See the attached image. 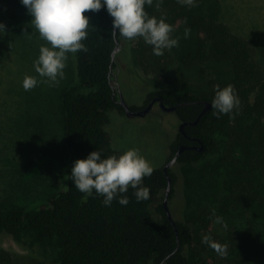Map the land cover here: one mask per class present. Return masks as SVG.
I'll use <instances>...</instances> for the list:
<instances>
[{
  "label": "trees",
  "instance_id": "16d2710c",
  "mask_svg": "<svg viewBox=\"0 0 264 264\" xmlns=\"http://www.w3.org/2000/svg\"><path fill=\"white\" fill-rule=\"evenodd\" d=\"M223 5V0H197L194 7L178 0H162L159 8L155 0L145 5L150 16H163L173 25L172 35L179 38L178 46L171 48L175 59L186 71L197 69L201 78L188 80L183 90H151L142 105H129L131 109H142L159 96L167 106L179 104L172 113L180 121H194L204 107L197 101L211 102L217 85L232 84L240 98V108L231 116L214 115L211 105L196 124L185 125L186 133L197 140L185 139L179 129L170 143L167 161L181 143L204 145L203 150L184 149L175 163L199 164L186 176L183 216L177 217L168 203L174 224L164 206V165L153 166L152 174L143 178L148 199L138 201L131 187L120 194L128 197L126 205L114 198L105 206L101 195L82 193L72 183L75 159L95 149L103 150V156L119 154L109 125L114 113L129 116L119 102L117 58L129 57L134 72L137 63L147 68L151 61L161 70L167 59L166 49L154 55L143 38L132 46L134 39L113 35V18L105 7L86 10L88 35L82 42L87 51L72 53L73 77L60 90L68 147L64 177L46 204L0 206V234L11 235L35 253L26 259L0 247V264H264V52L225 20ZM185 28L191 30L187 37ZM33 102H38L36 95ZM127 132L130 139L133 133ZM168 172L172 201L177 174L172 166ZM218 182L223 190L220 211H235L243 218L214 240L226 245L224 256L203 241L205 236L214 239L210 228L218 215L208 198L211 185Z\"/></svg>",
  "mask_w": 264,
  "mask_h": 264
},
{
  "label": "rangeland",
  "instance_id": "374dc122",
  "mask_svg": "<svg viewBox=\"0 0 264 264\" xmlns=\"http://www.w3.org/2000/svg\"><path fill=\"white\" fill-rule=\"evenodd\" d=\"M223 3L225 20L253 40L258 52L260 49L264 52V0H223ZM31 19L20 0H0V22L5 25L4 33H0V206L3 207L33 208L46 204L60 188L68 162L60 90L73 77V55L67 54L64 77L58 83L40 82L25 90L22 81L26 74L36 76L38 81L46 79L35 72L33 61L40 46L49 44L41 39ZM140 38H134L132 46ZM165 53L167 59L161 70L151 61L147 68L137 63L134 72L129 57L128 60L124 56L117 58V86L129 105H142L151 90L160 87L183 90L188 80L201 78L197 69L193 73L184 70L171 49ZM35 95L38 102H33ZM109 130L119 154L134 147L152 166H159L167 162L171 153L170 143L179 131V119L155 105L144 115L125 117L114 113ZM127 131L133 133L130 139ZM198 165H172L177 181L175 197L168 203L179 218L183 216L186 176L197 171ZM209 193V207L216 208L217 215L222 217V223L215 220L210 228L216 240L231 226L243 222V218L235 211H220L223 190L219 182L211 185ZM0 247L26 259L35 256L7 233L0 234Z\"/></svg>",
  "mask_w": 264,
  "mask_h": 264
},
{
  "label": "clouds",
  "instance_id": "9594fccd",
  "mask_svg": "<svg viewBox=\"0 0 264 264\" xmlns=\"http://www.w3.org/2000/svg\"><path fill=\"white\" fill-rule=\"evenodd\" d=\"M178 2L194 7L197 0ZM20 3L26 7L31 23L41 38L49 42L40 46L39 55L33 61L35 72L46 79L38 81L36 76L26 74L22 81L25 90L40 82L58 83L64 77L67 54L87 51L82 42L88 35L86 10L98 11L105 7L113 18V35L118 33L126 39L140 36L152 46L154 55H163L164 49H171L179 43V38L172 35L173 25L166 22L163 16H150L145 10V5L152 6L153 0H20ZM161 3L162 0H155L157 8ZM4 31L5 25L0 22V33ZM190 31V28H185V37ZM211 104L216 109L214 115L231 116L234 109L239 110L240 98L232 84L222 88L217 85ZM102 151L92 150L85 157L73 161L69 175L74 186L82 193L101 195L105 206H110L114 198L126 205L128 197L120 194L127 192L129 187L135 190L138 201L148 199L149 188L142 185L143 178L154 171L151 162L134 147L118 155L103 156ZM215 220L222 223V217L216 216ZM203 241L220 256L227 254L226 245L210 240L208 236L203 237Z\"/></svg>",
  "mask_w": 264,
  "mask_h": 264
},
{
  "label": "water",
  "instance_id": "95a60500",
  "mask_svg": "<svg viewBox=\"0 0 264 264\" xmlns=\"http://www.w3.org/2000/svg\"><path fill=\"white\" fill-rule=\"evenodd\" d=\"M117 49H118V47L115 48V50H114V52H113V57H114L115 52H116ZM119 97H120L119 102H120V104H122V105L124 106V108H125L127 114L144 115V114L148 111V109L150 108V105L152 104V102H151L150 105H148V106H147L145 109H143V110H137V111L135 110V111H134V110H132V109L130 108L129 104L126 102V100H125V98H124L122 92L120 91V89H119ZM197 102H203L204 107H203L202 111L199 113V115L196 117V119H195L194 121H185V122H182V123L180 124V127H179L181 131H183V128H184L185 125H188V124H196V123L200 120V117L202 116V114H203L204 112H206L208 109H210V108H211V105H212L210 101H206V100H202V101L198 100ZM184 103H189V102H184ZM161 106H162L163 108H165L166 110H174V109L176 108L177 105L167 106V105H165V104L161 101ZM199 141H200V140H199ZM200 143H201V144H200L199 146H194V147L197 148V150H203V149H204V145H203V143H202L201 141H200ZM185 148H188V146H187V145H181V146L179 147V149L177 150L176 154H175L171 159H169V160L165 163V165H164V167H163L164 172H165V174L167 175V178H168V185H167V187H166V192H165L164 206H165V208H166V210H167V213H168V216H169L170 220H171L174 224H175V219H174V217H173V215H172V212H171V210H170V208H169V205H168V200H169V199H168V194H169V192H170V190H171V183H172V178H171V176L169 175L168 169H169L170 166H172L173 164H175V163L177 162L178 155H179V154H180Z\"/></svg>",
  "mask_w": 264,
  "mask_h": 264
},
{
  "label": "flooded vegetation",
  "instance_id": "af4514ba",
  "mask_svg": "<svg viewBox=\"0 0 264 264\" xmlns=\"http://www.w3.org/2000/svg\"><path fill=\"white\" fill-rule=\"evenodd\" d=\"M161 101H162V99L159 97V96H155V97H153L149 102H148V104L144 107V108H142V109H138V110H143V109H145L148 105H150V103L152 102V104L150 105V108L148 109V111L147 112H149V111H151V109L155 106V105H158L160 108H161V110H163V111H171V112H174L175 110H176V108L174 109V110H166L165 108H163L162 106H161ZM163 102V101H162ZM164 103V102H163ZM181 104H186V103H181ZM177 106L179 105V104H176ZM172 106V105H171ZM176 106V107H177ZM203 109V108H202ZM133 110V109H132ZM135 111V110H134ZM137 111V110H136ZM202 111V110H201ZM200 111V112H201ZM146 112V113H147ZM145 113V114H146ZM128 116H135L134 114H127ZM199 115V114H198ZM182 122H185V121H180V119H179V127H180V124L182 123ZM185 127V126H184ZM180 129V128H179ZM182 132V134L184 135V137H185V139H187V140H197V138L196 137H194V136H190V135H188L187 133H186V130H185V128H183V131H181ZM181 145H187L188 146V148H194V149H197L196 147H194V146H199V145H197V144H192V145H190V144H186V143H181L180 145H179V147L181 146ZM179 147H178V149H179ZM177 149V150H178ZM186 149V148H185ZM177 152V151H176ZM176 154V153H175ZM174 154V155H175ZM173 155V156H174ZM172 156V157H173ZM171 157V158H172ZM170 158V159H171ZM165 165V164H164Z\"/></svg>",
  "mask_w": 264,
  "mask_h": 264
}]
</instances>
